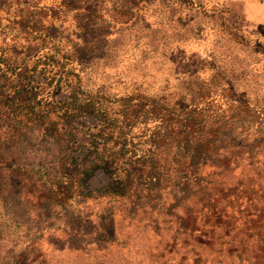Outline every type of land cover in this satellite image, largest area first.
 Segmentation results:
<instances>
[{
	"label": "trees",
	"instance_id": "16d2710c",
	"mask_svg": "<svg viewBox=\"0 0 264 264\" xmlns=\"http://www.w3.org/2000/svg\"><path fill=\"white\" fill-rule=\"evenodd\" d=\"M209 9L196 0H0V12L8 14L0 17V153L28 128L61 135V128L84 129L82 142L71 134L50 184L54 196L151 200L169 186L175 199L191 200V251L197 245L221 263L246 260L253 244L264 253V193L258 195L263 147L216 142L230 136L225 131L233 121L252 126L243 141L264 139V55L254 58L248 51L255 48V31L226 24L236 17L229 9ZM68 14L73 29L65 24ZM122 38L136 41L130 50L150 51L155 62L168 64L180 86L164 97L143 94L133 83L109 115L83 80L93 61L90 47L116 49ZM195 42L204 44L203 52L178 50ZM232 51L247 52L244 64L226 61ZM259 68L263 73H256ZM218 104L226 106L227 118ZM234 104L244 109L234 113ZM243 160L255 166L257 184L238 181L225 188L222 174L245 167Z\"/></svg>",
	"mask_w": 264,
	"mask_h": 264
},
{
	"label": "rangeland",
	"instance_id": "374dc122",
	"mask_svg": "<svg viewBox=\"0 0 264 264\" xmlns=\"http://www.w3.org/2000/svg\"><path fill=\"white\" fill-rule=\"evenodd\" d=\"M39 1L57 3V0ZM196 1L210 8V12L229 9L237 19L227 17L226 24L235 21L242 29L255 31L252 37L255 48L248 51H261L253 52L251 56L263 57L264 0ZM156 4L157 1L152 6ZM7 15L0 12V17ZM65 18L67 28L73 29L72 15ZM150 21L147 17L143 19L145 23ZM130 43L136 41L122 38L120 45L115 44L116 49L112 45L108 50L100 45L90 47L93 61L85 72L84 89L93 92V97H101L109 115L115 109L118 97L129 93L133 83L143 94L164 97L180 86L168 64L155 62L150 51L138 54L130 50ZM172 46L174 43L167 47ZM183 46L178 50L204 51L203 43ZM230 51H225L223 56ZM246 53L232 51L231 58L226 61L242 65ZM256 73H263V70L259 68ZM216 107L217 112L227 118L226 106L218 104ZM237 109L244 108L238 104L231 108L234 113ZM250 109L249 106L247 110ZM233 122L231 126L226 124L231 127L228 128L231 131H225L230 136L217 143L252 145L263 147L264 151V139L247 136L248 139L243 141L246 139L243 135L253 131L252 126L246 121ZM61 131L64 132L62 135L57 130L52 133L41 127L28 128L20 138L11 137L7 152L0 153V264H264V253L256 250V244L249 247L247 258L242 261L227 258L218 263L213 255L197 245L193 248L197 252L191 251L186 226L191 200L181 195L175 199L169 186L159 189L155 199L151 200L83 197L75 192L64 200L54 196L50 184L57 179L58 170L64 163L71 134L77 133V141L82 142L87 133L84 129L61 128ZM258 157L261 161L264 159L259 154ZM247 163L243 160L241 166L245 167L222 174L225 188L238 181L245 185L257 184V176L253 173L255 166H247ZM208 170L209 167L203 169L204 172ZM261 193H264V186L258 195ZM190 210L194 216L196 209Z\"/></svg>",
	"mask_w": 264,
	"mask_h": 264
}]
</instances>
